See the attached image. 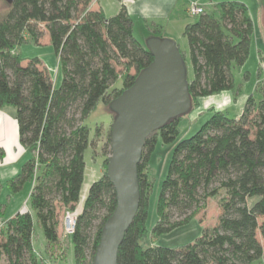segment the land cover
Here are the masks:
<instances>
[{
	"label": "trees",
	"instance_id": "obj_1",
	"mask_svg": "<svg viewBox=\"0 0 264 264\" xmlns=\"http://www.w3.org/2000/svg\"><path fill=\"white\" fill-rule=\"evenodd\" d=\"M2 1L0 109H15L18 143L29 153L7 186L12 194L27 182L32 188L29 209L17 212L0 228V261L39 264L32 245V214L46 247L52 248L58 243L59 206L76 216L70 238L74 264H91L102 225L114 209L115 193L104 171L90 185L81 209H75L83 182V154L89 144L84 120L98 102L108 107L128 89L152 56L134 38L123 4L108 17L101 9H90L93 0ZM215 9L217 17L203 12L183 30L193 75L188 84L191 110L201 98L232 90V68H241L249 54L253 23L248 8L242 2L227 1ZM42 33L58 59V87L40 69L39 58L22 65L24 58L15 53L26 37L37 44ZM119 78V87H114ZM182 117L145 140L137 165L138 208L118 248L117 264H251L264 258V96L258 102L248 96L234 118L212 111L194 134L173 147L151 235L158 237L184 226L207 198L217 199L215 226L202 229L191 243L176 248L143 245L151 188L143 172L145 162L157 138L165 145L175 142ZM106 145H110V130ZM104 163L106 169L107 158ZM220 191L224 192L221 198ZM3 210L0 204V216Z\"/></svg>",
	"mask_w": 264,
	"mask_h": 264
},
{
	"label": "rangeland",
	"instance_id": "obj_2",
	"mask_svg": "<svg viewBox=\"0 0 264 264\" xmlns=\"http://www.w3.org/2000/svg\"><path fill=\"white\" fill-rule=\"evenodd\" d=\"M239 1L248 8L249 16H251L250 19L253 23L254 32V34H252L253 49L250 55L247 57L246 62L242 66V68H232L234 88L230 90L229 94L232 96L231 99L233 100V103H235V105L228 107L229 109H227L225 112L229 118H234L237 116L238 112L242 110L248 96L252 95L255 102H258L262 98V96H264V0ZM96 2V7H101L104 14L108 17L117 13L119 9V3L117 0H96ZM181 6L182 1H180L177 5L180 13L182 12ZM3 7L4 2L0 0V11L1 9H3ZM91 7L96 8L94 7V3L91 5ZM205 10L206 12L213 14L215 17L218 16L215 8L205 6ZM185 16L188 23H193L198 19L199 14L192 16L187 13V15ZM133 25L134 38L142 46L145 47L146 38L152 33L148 32L147 24L143 23V21L136 20V18H133ZM148 27L150 28L149 25ZM38 28L40 30H43L42 25H39ZM182 33L183 30H176L172 32V34L174 35L173 38L162 35L161 36L173 40L179 51L184 55L187 80L190 81L193 75L191 65L189 63L187 42ZM44 34L45 33H42V37L41 39H39V43L37 44L26 37L24 43L25 45L23 44L21 47H17L15 53L24 55L25 58L22 62V65H25L29 59L33 58L31 55L37 56L42 63L40 69L44 68L52 81V85L54 87H58L61 79L58 59L54 55L51 46L47 44V36ZM152 35L160 36L156 32ZM258 50L260 53V57H262L263 59V62H258ZM116 70L120 71L121 68L117 66ZM120 83L121 80L119 78L115 81L113 86L119 87ZM252 85L254 90H251ZM9 110H11V108ZM210 114V110L202 112L201 107H194L187 115L180 118L178 137L174 143L165 145L161 143L159 138H157L155 147L147 158L145 162V168L143 170V172L147 176V180L151 185L148 195V214L146 221L147 232L143 236L144 246L155 245L167 248H176L187 243H191L195 238L200 236L202 229L215 226L219 214L217 199L207 198L206 200L201 202L198 209L192 213L190 220H188V222L184 226L174 230L171 233L164 234L158 237H154L150 233L151 228L157 220V196L159 194L161 183L167 171L173 147L177 142L186 139L194 134L206 121V119H208ZM111 123L112 114L109 111L107 105L101 101L98 102L96 108L84 120V124L89 129V144L83 154L85 167L83 173V182L80 189L79 201L75 208L77 211L81 209L83 200L85 199L90 185L93 182L99 180L105 171L104 159H106L110 155V145L106 144L108 143V134L110 130L109 127ZM105 147L106 149L104 151ZM26 153L23 154L25 157L27 156ZM30 183L31 182L27 184L30 185ZM26 186L24 189L25 191ZM24 193L25 192L22 191L21 194L24 195ZM223 196L224 192L220 191L219 197L221 198ZM252 201L254 200H251V202ZM27 203L28 202H26V205L23 206L25 211L29 209V205ZM66 212L70 214L73 213L58 206V226L56 229L58 243L52 246V248L45 247V240L42 231L32 214V244L39 264H74L73 250L70 240L71 235L74 232L69 235H67L65 232ZM3 219L4 218L0 216V221H2ZM3 225L4 224H1L0 228H3ZM257 235L259 236L258 233ZM0 264H6V262L4 260H1ZM251 264H264V258L252 262Z\"/></svg>",
	"mask_w": 264,
	"mask_h": 264
},
{
	"label": "water",
	"instance_id": "obj_3",
	"mask_svg": "<svg viewBox=\"0 0 264 264\" xmlns=\"http://www.w3.org/2000/svg\"><path fill=\"white\" fill-rule=\"evenodd\" d=\"M145 48L152 61L108 105L113 118L105 176L114 189L115 206L102 225L91 264H117L118 248L138 208L137 165L145 140L191 110L186 67L175 42L151 34Z\"/></svg>",
	"mask_w": 264,
	"mask_h": 264
},
{
	"label": "crops",
	"instance_id": "obj_4",
	"mask_svg": "<svg viewBox=\"0 0 264 264\" xmlns=\"http://www.w3.org/2000/svg\"><path fill=\"white\" fill-rule=\"evenodd\" d=\"M180 1H182L181 13L179 11V8H177V5ZM227 1L239 0H122L121 3H118L119 6L120 4H123L125 6L126 11L132 20V24L133 18H136V20L143 21V23L147 24L149 33L156 32L160 36L162 35L173 38V31L184 30L185 25L188 24L185 15H187V7L190 3L197 4L202 8L203 12H206L205 6L215 8L216 4ZM97 2L96 0H94L92 1L91 5L94 3V7H96ZM91 5L90 9L102 10L101 7L97 6L96 8H92ZM148 25L150 26V28L148 27ZM252 40L253 39H251L248 56L253 49ZM47 44H49L48 39ZM21 56L25 58L24 55ZM31 56L37 57L34 55ZM257 57L258 62H263L262 57H260L259 50L257 51ZM252 89L253 85L251 86V90ZM229 93L230 91H224L217 95L201 98L198 101V107H201L202 112L207 110H210L211 112H226V110L229 109L228 107L235 105V103H233V100L231 99L232 96ZM9 107L10 106H4L0 109V204H4L2 215L4 219L0 221V226L1 224H4L6 220L13 217L17 212L25 211L23 206L26 205V202H28L30 191L32 188V183H30L29 185L27 184V182L18 192L12 194L10 193L9 187L7 186V182L19 173L22 164L29 157V153L25 151L18 143L15 109L10 107L11 110H9ZM240 112L241 111L238 112L237 116L240 114ZM24 153L27 154L26 157L23 155ZM25 186L26 191L24 190ZM22 191L25 192L24 195L21 194Z\"/></svg>",
	"mask_w": 264,
	"mask_h": 264
},
{
	"label": "built area",
	"instance_id": "obj_5",
	"mask_svg": "<svg viewBox=\"0 0 264 264\" xmlns=\"http://www.w3.org/2000/svg\"><path fill=\"white\" fill-rule=\"evenodd\" d=\"M187 13L190 15H198L202 13V8L195 3L190 4L187 7ZM76 216L73 213L66 212L65 217V232L67 235L72 234L75 229Z\"/></svg>",
	"mask_w": 264,
	"mask_h": 264
}]
</instances>
